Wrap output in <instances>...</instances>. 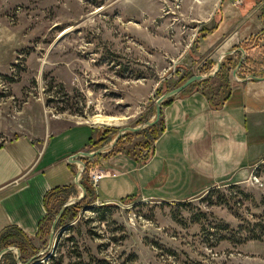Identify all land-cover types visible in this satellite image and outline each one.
<instances>
[{
	"label": "rangeland",
	"instance_id": "obj_1",
	"mask_svg": "<svg viewBox=\"0 0 264 264\" xmlns=\"http://www.w3.org/2000/svg\"><path fill=\"white\" fill-rule=\"evenodd\" d=\"M188 2L193 0H0V144L74 123L94 126L98 137L116 128L114 138L120 126L151 120L158 96L188 73L216 68L194 50L196 23L182 15ZM187 43L193 54L182 56ZM238 58L230 61L229 77ZM217 72L182 92L223 91ZM96 115L119 121L97 125ZM131 133L107 154L149 153L152 139ZM80 194L78 187L71 196L62 191L51 197L34 242L9 245L19 250V262L18 252L11 253L16 264H264V239L252 238L255 225L264 224V153L239 181L217 183L185 200L134 196L90 203L82 197L68 204L79 205L76 215L57 221L49 244L56 213Z\"/></svg>",
	"mask_w": 264,
	"mask_h": 264
},
{
	"label": "crops",
	"instance_id": "obj_2",
	"mask_svg": "<svg viewBox=\"0 0 264 264\" xmlns=\"http://www.w3.org/2000/svg\"><path fill=\"white\" fill-rule=\"evenodd\" d=\"M182 15L196 23L197 54L214 64L225 57L233 63L242 48L254 63L244 56L237 77L228 76V86L215 95L195 87L162 104V132L145 158L106 151L79 157L88 173H104L94 186L98 202L134 196L185 200L217 183L239 181L264 153V0H193ZM189 48L187 43L182 56L192 53ZM96 136L94 126L74 123L39 138L17 134L3 142L0 232L16 226L33 243L47 214L46 192L54 187L65 188L68 196L77 192L80 164L69 156L95 150L89 138Z\"/></svg>",
	"mask_w": 264,
	"mask_h": 264
},
{
	"label": "trees",
	"instance_id": "obj_3",
	"mask_svg": "<svg viewBox=\"0 0 264 264\" xmlns=\"http://www.w3.org/2000/svg\"><path fill=\"white\" fill-rule=\"evenodd\" d=\"M245 59L248 61H250V63H254L253 58L251 59L250 57L245 56ZM208 68L212 67L214 65L213 61H209L208 62ZM230 59L229 58H224L221 61V65L220 68L218 70L217 73L222 75V80L224 82V87L228 86V72H229V64H230ZM192 73H188L183 80H185L187 77L191 76ZM197 82H193L191 84H189L188 86H192L195 85ZM182 92V91H181ZM172 98V97H171ZM171 98L166 99L162 102V104L168 102L169 100H171ZM116 131V128H106L101 135L95 140L93 137L89 138V141H92L96 147L101 146L107 142H109L112 138H113V134ZM162 132V127H161V122H158L150 127H146L143 128L141 130H138L136 132H133V134H144L149 136L152 139V142L158 137V135ZM132 134L131 132H125L116 142L115 146H117L121 140L123 139V137H125L126 135ZM150 142L149 140H145L143 142V146L148 148L150 147ZM1 145V144H0ZM145 155H147V153H145ZM143 156V158H145L146 156ZM87 169H88V164L86 163V167H85V171L84 173H86L84 176H81L79 179L80 184L84 187L85 189V195L83 196V198L81 199V201H84V199H87L90 203L93 201H96V195H95V190H94V186L89 182V179L87 177ZM62 191H66L65 188H61V187H54L52 189H50L49 191L46 192L45 196H44V203L46 204V209L48 208V202L51 199V197L59 192ZM83 205V204H82ZM80 205V206H82ZM76 207H79V205L75 204V205H68L66 206V208L64 209V211L62 212V214L59 217V221H62L64 218H72L76 215ZM98 207V206H97ZM98 209V208H96ZM46 216L44 217V220L46 219ZM42 220V222L44 221ZM41 222V223H42ZM41 225V224H40ZM255 228L258 229V233L257 234H253L252 238L253 239H264V224L258 223L255 225ZM254 229V228H253ZM40 231V228H39ZM38 231V234H39ZM254 231V230H253ZM15 239H21V240H28L27 236H25L23 234V232L16 226H12L9 227L5 230H3L2 232H0V246L1 247H5L6 245H10L12 242V240ZM21 251V249H20ZM7 258V262L6 264H16V261L14 259V256L11 255V253H4V255H2L1 259H0V264H4L5 260L3 257Z\"/></svg>",
	"mask_w": 264,
	"mask_h": 264
},
{
	"label": "water",
	"instance_id": "obj_4",
	"mask_svg": "<svg viewBox=\"0 0 264 264\" xmlns=\"http://www.w3.org/2000/svg\"><path fill=\"white\" fill-rule=\"evenodd\" d=\"M241 54L240 57L236 63V65L234 66V68L232 69V75L234 77H236V72L238 70V68L240 67L243 58H244V50L242 48H239ZM221 65V61L220 59L217 61L216 63V68L213 70V72L209 73V74H200V73H196V74H192L191 76L187 77L183 82H181L179 85L173 87L172 89L162 93L160 96H158V98L155 100V113L154 116L151 120H148L142 124H139L137 126H120L117 129L116 135L114 136V138L111 140V142H109L108 144H104L98 148H96L93 151H78L74 154H72L71 156H69V161H76L80 164V167L77 170L76 176H75V183L80 187L81 189V194L76 197V198H72L70 199L68 202L64 203L61 208L58 210V212L56 213L55 217L53 218L51 225H50V231H49V244L52 243V239H53V234L55 231V227L57 224V221L60 217V215L62 214V212L64 211V209L66 208V206L68 204H70L71 202L75 201V200H79L81 199L84 195H85V189L84 187L80 184L79 182V176L82 172H84L86 164L79 159V157H93L98 155L99 153L112 148L116 142L118 141V139L125 133V132H136L138 130H141L145 127H150L154 124H156L160 118L161 115V105L162 102L166 99H169L171 97H173L174 95L178 94L180 91H182L185 87H187L189 84L195 82V81H199L202 79H205L206 77H210L214 74H216V72L219 70ZM252 78H256V79H261L262 77H255L253 76ZM10 250H15L17 251V257H16V261L19 262V250L18 248L12 247V246H5L3 248L0 249V257L3 253L10 251ZM34 256H32L33 259ZM30 259L28 261H30Z\"/></svg>",
	"mask_w": 264,
	"mask_h": 264
},
{
	"label": "bare ground",
	"instance_id": "obj_5",
	"mask_svg": "<svg viewBox=\"0 0 264 264\" xmlns=\"http://www.w3.org/2000/svg\"><path fill=\"white\" fill-rule=\"evenodd\" d=\"M119 119L117 117L96 115L92 118V123L97 125H116Z\"/></svg>",
	"mask_w": 264,
	"mask_h": 264
},
{
	"label": "built area",
	"instance_id": "obj_6",
	"mask_svg": "<svg viewBox=\"0 0 264 264\" xmlns=\"http://www.w3.org/2000/svg\"><path fill=\"white\" fill-rule=\"evenodd\" d=\"M176 7H178V5H176ZM246 68H248L246 66ZM251 76H247V78H250ZM104 175V173H90L88 179H89V182L95 186L96 182L98 181V179H100L102 176Z\"/></svg>",
	"mask_w": 264,
	"mask_h": 264
}]
</instances>
